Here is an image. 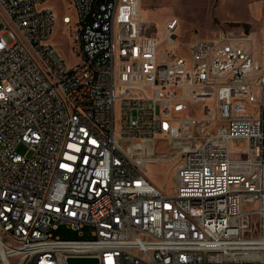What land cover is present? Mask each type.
Wrapping results in <instances>:
<instances>
[{
    "label": "built area",
    "instance_id": "built-area-1",
    "mask_svg": "<svg viewBox=\"0 0 264 264\" xmlns=\"http://www.w3.org/2000/svg\"><path fill=\"white\" fill-rule=\"evenodd\" d=\"M45 1L0 0V264H264V39L182 55L178 18L71 0V66ZM165 161L171 192L149 177Z\"/></svg>",
    "mask_w": 264,
    "mask_h": 264
},
{
    "label": "rangeland",
    "instance_id": "rangeland-1",
    "mask_svg": "<svg viewBox=\"0 0 264 264\" xmlns=\"http://www.w3.org/2000/svg\"><path fill=\"white\" fill-rule=\"evenodd\" d=\"M142 13L162 29L171 19L178 18L176 28L175 50L186 55L190 53V43L197 37H215L221 30L246 31L251 33L260 44L264 39V0H141ZM45 5L51 7L58 15L54 28L52 43L65 58L69 65H74L79 57L73 46L76 34V10L71 0H46ZM70 14L74 22L72 27L65 28L62 18ZM2 25H0V28ZM257 63L260 64L259 47L256 52ZM260 93V90H257ZM19 152L26 153L27 147L19 146ZM234 156V155H233ZM175 161L154 163L149 170V177L158 186L171 192L174 187ZM261 222L256 215L251 219L255 233H263ZM264 222V221H263ZM55 235L63 238H80L78 231L71 230L66 224L53 229ZM92 237V227L84 229L83 238Z\"/></svg>",
    "mask_w": 264,
    "mask_h": 264
},
{
    "label": "bare ground",
    "instance_id": "bare-ground-1",
    "mask_svg": "<svg viewBox=\"0 0 264 264\" xmlns=\"http://www.w3.org/2000/svg\"><path fill=\"white\" fill-rule=\"evenodd\" d=\"M141 7H142V1H141ZM141 12H142V10H141Z\"/></svg>",
    "mask_w": 264,
    "mask_h": 264
}]
</instances>
